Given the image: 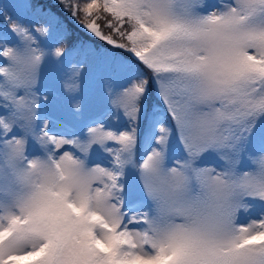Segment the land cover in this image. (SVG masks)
<instances>
[{
	"label": "snow or ice",
	"instance_id": "1",
	"mask_svg": "<svg viewBox=\"0 0 264 264\" xmlns=\"http://www.w3.org/2000/svg\"><path fill=\"white\" fill-rule=\"evenodd\" d=\"M54 6L113 54L0 0V264H264V0Z\"/></svg>",
	"mask_w": 264,
	"mask_h": 264
},
{
	"label": "rangeland",
	"instance_id": "2",
	"mask_svg": "<svg viewBox=\"0 0 264 264\" xmlns=\"http://www.w3.org/2000/svg\"><path fill=\"white\" fill-rule=\"evenodd\" d=\"M3 2L4 3H8L9 0H3ZM212 2H215V0H212ZM47 14L50 15L49 13H47ZM36 19H37L38 22H42V21H40V17H37ZM56 31H58L59 33H62L63 29L61 27H58L56 29ZM81 47L86 48L87 45H85V44H77L76 46H74L73 48H70V49H80ZM103 54H105V53H103ZM66 59L71 61V60L80 59V57L70 55ZM3 61H4V59L0 58V63H2ZM52 86L55 88V90L61 96H63V89H62L61 84H60L58 79L55 81V83ZM85 103H86V105L87 104H96V106L100 109V111H103L105 113V118L107 119L109 127L120 128V127L124 126L125 122H124V118L123 117H121V119H120L118 124L113 123L114 117L111 118V119H109L107 117V113L109 111V109L107 108V105L103 104V103H98L97 100H96V96L95 95H90V96L86 97L85 98ZM50 116L52 118V126H51V130L52 131L60 132V131H75V130H77V118L72 115V108H71V104L69 102H64L60 109L53 110L52 112H50ZM144 147H145V145L141 144L140 150L143 151ZM97 152H98V150H97ZM96 159H97V154H93V160H96ZM106 159L107 158L104 157L102 153L99 154V162L101 164H104L106 162ZM211 162L212 161H209V163H211ZM249 215L255 216L256 215V210H254ZM247 220H248V216H246L245 214L242 213L241 216H240V223H246Z\"/></svg>",
	"mask_w": 264,
	"mask_h": 264
},
{
	"label": "trees",
	"instance_id": "3",
	"mask_svg": "<svg viewBox=\"0 0 264 264\" xmlns=\"http://www.w3.org/2000/svg\"><path fill=\"white\" fill-rule=\"evenodd\" d=\"M39 2L46 6L45 11L49 13L51 16H54L59 20V27L63 29V32L60 33L62 39L67 41V46L69 48H73L77 44H85L87 45L86 49L93 52H99L100 54L106 53V49L110 46H107L103 43V41L98 40L94 36L89 35L86 30L82 29L79 24L75 23L70 17H56L55 14L59 11L58 8L54 6V0H39ZM90 2V0H81V3ZM50 6V7H49ZM83 15V13L81 14ZM99 24L101 26V31L108 35L109 29L104 27V21L100 20ZM108 55H112V52H107ZM5 60V58H3ZM4 61L0 63L3 65ZM153 103L151 98H147L145 100V107L150 106Z\"/></svg>",
	"mask_w": 264,
	"mask_h": 264
}]
</instances>
